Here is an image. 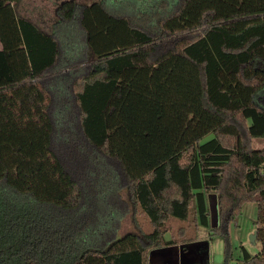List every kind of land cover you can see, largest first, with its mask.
<instances>
[{"label": "trees", "instance_id": "1", "mask_svg": "<svg viewBox=\"0 0 264 264\" xmlns=\"http://www.w3.org/2000/svg\"><path fill=\"white\" fill-rule=\"evenodd\" d=\"M21 1L0 0V264H147L210 227V192L224 264L248 202L262 249L235 264H264V0H65L44 22Z\"/></svg>", "mask_w": 264, "mask_h": 264}, {"label": "rangeland", "instance_id": "2", "mask_svg": "<svg viewBox=\"0 0 264 264\" xmlns=\"http://www.w3.org/2000/svg\"><path fill=\"white\" fill-rule=\"evenodd\" d=\"M91 1V0H89ZM131 3L139 2V0H128ZM40 6V4H39ZM39 6H37L39 8ZM47 7V6H46ZM45 7V8H46ZM40 9V8H39ZM39 9L35 10L36 12ZM41 11H44L43 6ZM207 137L206 139H209ZM253 146L255 148L264 147V138H254ZM126 193L121 191V196L125 198ZM210 208V227L199 226L198 231L194 232L193 228L188 229V235H193L194 238L187 241H178L172 246L164 247L159 250H149L147 252V264H224L225 263V242L221 235H210L211 228L218 224L217 217V199L213 192L208 194ZM110 201H105L100 210L107 213ZM123 205V203H121ZM126 211L118 223V235L124 234L127 231L134 229L135 225L132 219V212L129 206L124 205ZM139 223L144 230L149 231L151 225L145 215L138 216ZM257 220V204L248 202L244 205L242 213L238 215L234 221L228 224V234L232 245V258L230 264H235L242 258V246L245 247L252 255L261 251L262 245L257 241L251 240V235L256 231ZM180 219H174L170 223V230L167 233V238L178 237V229L188 225Z\"/></svg>", "mask_w": 264, "mask_h": 264}, {"label": "crops", "instance_id": "3", "mask_svg": "<svg viewBox=\"0 0 264 264\" xmlns=\"http://www.w3.org/2000/svg\"><path fill=\"white\" fill-rule=\"evenodd\" d=\"M62 1H65V0H22L20 4L17 6V11L19 12V14L23 16L33 18V19H38L41 22H44L46 18L50 17L53 14L55 6L59 2H62ZM79 1L91 2L94 0H91V1L79 0ZM37 6H39L40 9ZM42 6H43L44 11H41ZM36 9L37 10L39 9V11L36 12L35 11ZM1 48H2V44L0 41V49Z\"/></svg>", "mask_w": 264, "mask_h": 264}, {"label": "water", "instance_id": "4", "mask_svg": "<svg viewBox=\"0 0 264 264\" xmlns=\"http://www.w3.org/2000/svg\"><path fill=\"white\" fill-rule=\"evenodd\" d=\"M256 235H257V231H254L253 233H252V235H251V240L254 242L255 241V237H256ZM157 250H159V249H157Z\"/></svg>", "mask_w": 264, "mask_h": 264}]
</instances>
